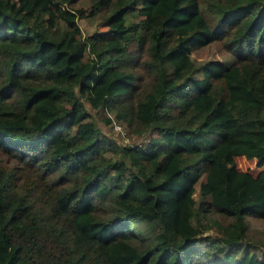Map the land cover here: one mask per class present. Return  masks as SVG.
<instances>
[{
    "label": "trees",
    "instance_id": "16d2710c",
    "mask_svg": "<svg viewBox=\"0 0 264 264\" xmlns=\"http://www.w3.org/2000/svg\"><path fill=\"white\" fill-rule=\"evenodd\" d=\"M68 1L0 0V264H264V0Z\"/></svg>",
    "mask_w": 264,
    "mask_h": 264
},
{
    "label": "rangeland",
    "instance_id": "374dc122",
    "mask_svg": "<svg viewBox=\"0 0 264 264\" xmlns=\"http://www.w3.org/2000/svg\"><path fill=\"white\" fill-rule=\"evenodd\" d=\"M66 4L74 8L79 7L85 10L88 5V0H69L68 2H66ZM103 13L104 11L102 9H99L92 15L84 14L83 16L77 17L76 21L81 33L86 34L92 31L93 29L103 28ZM189 55L195 63H199L205 59H219L223 60L224 62H228L231 61L232 58L231 54H229V52H226L221 42L218 40H211L206 44L192 48ZM145 57L146 54L143 50V52L140 54V58ZM83 103L85 108L90 113V117L98 126L100 132L113 139L119 145H129L133 143H138L141 140L146 139V137L150 134V131H144L140 134L130 133L125 123L122 120L112 116V112L110 110H107L102 106L91 107L85 100H83ZM104 115L111 116V121L104 122ZM233 160L237 168L244 169L252 173H255L259 168L263 166L256 164L254 157H245L242 154L234 155ZM138 225L139 224H137L136 226ZM249 227L254 230L263 228L264 221L251 217L249 220ZM263 250L264 246H257L258 253Z\"/></svg>",
    "mask_w": 264,
    "mask_h": 264
}]
</instances>
